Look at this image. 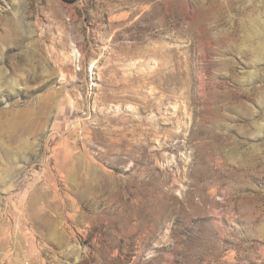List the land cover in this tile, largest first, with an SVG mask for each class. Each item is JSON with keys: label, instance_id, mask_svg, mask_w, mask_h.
I'll return each mask as SVG.
<instances>
[{"label": "rangeland", "instance_id": "1", "mask_svg": "<svg viewBox=\"0 0 264 264\" xmlns=\"http://www.w3.org/2000/svg\"><path fill=\"white\" fill-rule=\"evenodd\" d=\"M0 264H264V0H0Z\"/></svg>", "mask_w": 264, "mask_h": 264}]
</instances>
